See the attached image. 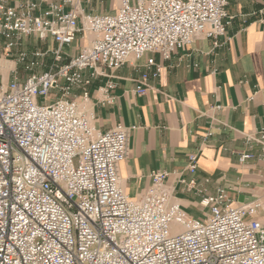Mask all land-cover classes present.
<instances>
[{"label": "built area", "instance_id": "obj_1", "mask_svg": "<svg viewBox=\"0 0 264 264\" xmlns=\"http://www.w3.org/2000/svg\"><path fill=\"white\" fill-rule=\"evenodd\" d=\"M80 3L63 0L39 15L32 0L18 8L0 0L2 52L14 64L8 78L0 73V264H264L259 201L235 206L219 190L193 218L168 188L167 171L131 199L119 176L131 129L103 132L89 109L90 86L107 70L146 58L136 88L144 95L164 69L156 55L167 62L199 38L219 47L230 0H119L101 15H84ZM80 36L86 44L67 55ZM32 38L57 47L29 52ZM115 87L98 91L110 99ZM247 138L264 148V128ZM197 162L189 157V173Z\"/></svg>", "mask_w": 264, "mask_h": 264}, {"label": "crops", "instance_id": "obj_2", "mask_svg": "<svg viewBox=\"0 0 264 264\" xmlns=\"http://www.w3.org/2000/svg\"><path fill=\"white\" fill-rule=\"evenodd\" d=\"M26 1L5 0L15 8ZM32 1L40 15L63 0ZM104 1L81 0V11L101 15L117 10L119 0H109V7ZM227 12V33L218 39L219 47L214 39L199 38L167 62L156 55L164 69L159 78L148 80L144 95L136 88L147 71L146 58L107 70L90 86L89 109L103 132L118 124L131 129L130 153L119 169L131 199L145 195L154 172L167 171L168 188L188 216L196 218L193 213L203 212L200 201L224 190L235 206L259 201L258 220L264 227V148L247 138L264 128V0H230ZM85 44L80 36L64 50L75 57ZM47 47L57 45L50 41ZM109 81L116 87L107 99L98 89ZM248 153L256 158L240 161ZM191 155L198 157L194 174L187 171ZM181 178L195 180V188L187 190Z\"/></svg>", "mask_w": 264, "mask_h": 264}, {"label": "rangeland", "instance_id": "obj_3", "mask_svg": "<svg viewBox=\"0 0 264 264\" xmlns=\"http://www.w3.org/2000/svg\"><path fill=\"white\" fill-rule=\"evenodd\" d=\"M105 2V5H106V7H109V0H105L104 1ZM0 43H1V45H0V50H3V42L0 40ZM27 47H26V49H27V51H29V52H31V51H34L36 48H41L42 50H46L48 47H47V43H45V42H43V41H41V42H39V41H37V40H35L34 38H32V39H30L28 42H27V45H26ZM12 59V58H11ZM0 63H2V62H9V58H8V60L3 56V52L1 53L0 52ZM12 60H15V58H13ZM8 64V66H9V68H2V67H0V73L5 77V78H7L8 76H9V71H10V69L13 67V62H9V63H7ZM21 74H23V68L21 67ZM193 215H194V217H196V218H200V217H203V215H204V211L203 212H201V211H199V212H195V213H193Z\"/></svg>", "mask_w": 264, "mask_h": 264}, {"label": "bare ground", "instance_id": "obj_4", "mask_svg": "<svg viewBox=\"0 0 264 264\" xmlns=\"http://www.w3.org/2000/svg\"><path fill=\"white\" fill-rule=\"evenodd\" d=\"M0 67H2V68H9L8 66H7V63H5V62H2V63H0Z\"/></svg>", "mask_w": 264, "mask_h": 264}]
</instances>
